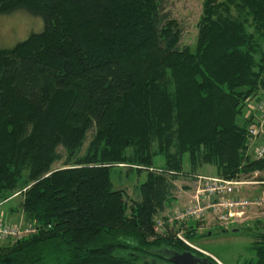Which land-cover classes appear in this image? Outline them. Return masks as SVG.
Here are the masks:
<instances>
[{
  "label": "trees",
  "instance_id": "1",
  "mask_svg": "<svg viewBox=\"0 0 264 264\" xmlns=\"http://www.w3.org/2000/svg\"><path fill=\"white\" fill-rule=\"evenodd\" d=\"M162 3L0 0V16L44 23L0 50V206L20 195L37 230L0 244V264H145L159 247L184 245L155 227L186 154L189 175L213 166L217 177L259 172L264 183V158L249 154L252 122L241 125L246 103L264 94V0H205L193 47ZM156 157L160 173L150 171ZM114 167L146 173L140 202L114 190ZM254 237L243 264H264V233Z\"/></svg>",
  "mask_w": 264,
  "mask_h": 264
},
{
  "label": "rangeland",
  "instance_id": "2",
  "mask_svg": "<svg viewBox=\"0 0 264 264\" xmlns=\"http://www.w3.org/2000/svg\"><path fill=\"white\" fill-rule=\"evenodd\" d=\"M163 3L164 12L169 13L182 26L184 35L182 42L185 45L194 46L198 35V24L203 11L205 0H161ZM44 23L41 18L34 17L25 11H17L10 15L0 16V50L14 47L17 43L27 39L32 33H39L43 30ZM264 101V94L257 98H252L246 103L244 115L241 125L251 121L248 127L255 124L261 125L264 121V114L258 111V105ZM240 119V118H239ZM238 119V120H239ZM264 128V127H263ZM92 139V134L88 135L87 142L82 151V155L86 153L88 145ZM264 142V133L250 143L249 154L255 158L256 151L261 143ZM59 152L65 156V150L60 147ZM63 166V161L56 163L54 168ZM165 160L163 157H156L153 164V172L156 169L164 168ZM184 174L175 181V189L173 191V199L166 207L165 211L157 216L156 222L166 220L173 217L178 210H185L193 204L195 196L199 188L205 186V181L202 183L197 176L202 177H217L216 167L204 166L197 175H189L190 161L189 155L184 156L183 161ZM188 174V175H187ZM263 177L262 173L256 172L249 176H243L240 180L248 182L241 189L236 190L233 198L248 199L249 205L246 207L245 215L242 220L236 223L233 227L223 229L220 227L214 218L206 214L200 220H197L196 229L198 236L192 240L198 250L205 252L211 258H215L217 263L221 264H243L246 260L253 257L251 251L254 235L264 233V203L259 204L260 200H264V183L260 180ZM111 180L114 190H123L126 195L127 202L141 201L140 186L146 180V173L138 174L133 169L128 167H114L111 170ZM21 196H13L11 200L0 206V219L5 224L23 225L29 227L21 211L20 204ZM10 210L19 213V220L16 222H8L5 216L1 215L2 211L9 212ZM23 216V217H22ZM190 227V226H189ZM188 226L175 225L169 233L175 236L182 230L189 229ZM169 231L171 228H168ZM34 234V233H33ZM10 245L15 242H3L2 245ZM219 264V263H218Z\"/></svg>",
  "mask_w": 264,
  "mask_h": 264
},
{
  "label": "built area",
  "instance_id": "3",
  "mask_svg": "<svg viewBox=\"0 0 264 264\" xmlns=\"http://www.w3.org/2000/svg\"><path fill=\"white\" fill-rule=\"evenodd\" d=\"M258 111L261 115L264 114V101L260 102L258 105ZM263 127L264 121L261 122L260 126L253 124L249 127L250 143L255 139H259L262 133H264ZM255 158H264V142L260 144L256 151ZM150 171H153V169L151 168ZM154 172L160 173L161 171L156 169ZM197 178L201 183L205 181L206 184L204 187L199 188L193 204L185 210H178L173 217L156 222L155 229L157 233L165 234L169 231L168 228L172 230V227L175 225L189 227L192 222L197 223L196 221L203 218L206 214L211 215L223 229L233 227L242 220L246 213V207L249 205L250 201L248 199L233 198V195L236 190L241 189L248 182L240 179L226 180L220 177L197 176ZM263 203L264 200L259 201V204L262 205ZM36 231V228L33 226L24 227L23 225L5 224V222L0 219V243L17 242L29 237ZM174 238L193 249H197L192 246L191 240L186 237L185 231L183 230L177 233ZM201 252L207 255L205 252ZM218 263L221 264L220 262Z\"/></svg>",
  "mask_w": 264,
  "mask_h": 264
},
{
  "label": "flooded vegetation",
  "instance_id": "4",
  "mask_svg": "<svg viewBox=\"0 0 264 264\" xmlns=\"http://www.w3.org/2000/svg\"><path fill=\"white\" fill-rule=\"evenodd\" d=\"M192 246L196 247L193 243ZM197 248V247H196ZM146 259L145 264H217L198 249L186 244L159 247Z\"/></svg>",
  "mask_w": 264,
  "mask_h": 264
},
{
  "label": "crops",
  "instance_id": "5",
  "mask_svg": "<svg viewBox=\"0 0 264 264\" xmlns=\"http://www.w3.org/2000/svg\"><path fill=\"white\" fill-rule=\"evenodd\" d=\"M1 215H3V217L4 216L6 217L5 220H7V218H8V222L14 223L17 220H19V213L15 212V211H12V210H10L9 212L2 211Z\"/></svg>",
  "mask_w": 264,
  "mask_h": 264
}]
</instances>
